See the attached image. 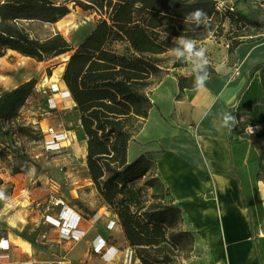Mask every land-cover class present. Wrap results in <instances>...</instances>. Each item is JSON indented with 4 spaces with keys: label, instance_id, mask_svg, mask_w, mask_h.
I'll return each instance as SVG.
<instances>
[{
    "label": "crops",
    "instance_id": "0c3cea01",
    "mask_svg": "<svg viewBox=\"0 0 264 264\" xmlns=\"http://www.w3.org/2000/svg\"><path fill=\"white\" fill-rule=\"evenodd\" d=\"M250 7L253 6L246 2L239 5L246 12ZM249 37L236 48L233 65L216 67V75L199 89L189 88L181 94L178 76L190 71L173 68L167 72L149 90L152 107L128 146L130 162L143 153L155 155L157 175L170 189V199L182 210L181 228L195 235L192 253L201 264H264V221L256 227L255 245L252 219L256 193L264 202V183L258 178L264 149V105L254 112L248 111L263 100L260 72L264 65V32ZM32 59L36 63L53 60ZM17 71L23 79L12 88L35 78L27 77L26 71ZM58 87L69 91L62 78ZM54 96L58 110L70 114L66 122L76 126L66 129L75 143L77 134L82 132L77 105L71 94L69 99L59 93ZM34 101L32 95L28 102ZM64 102H69L67 109ZM229 114L235 120L225 126L223 118ZM244 114L249 122L260 126L259 133L247 135L241 130ZM81 147L86 155L85 138ZM20 174L8 178L20 181ZM41 180L42 184L28 196L32 203L28 213L20 214L22 209H18L0 219V240L10 243L11 264H51L60 256H66L72 264H126L124 249L129 243L118 216L98 193L87 200L83 192L64 198L58 194L56 183L47 178ZM25 198L17 194L15 200L21 203ZM59 199L82 215L80 228L85 236L81 240L60 238L63 206L55 202ZM72 199L83 203H72ZM258 215L264 217V212H257ZM111 222H115L114 227L109 226ZM17 239L28 242L32 250H26ZM95 239L100 243L105 240L108 248H114L112 259L107 260L94 250Z\"/></svg>",
    "mask_w": 264,
    "mask_h": 264
},
{
    "label": "trees",
    "instance_id": "16d2710c",
    "mask_svg": "<svg viewBox=\"0 0 264 264\" xmlns=\"http://www.w3.org/2000/svg\"><path fill=\"white\" fill-rule=\"evenodd\" d=\"M76 3L85 10L92 5L106 8L88 36L75 48L68 38L56 31L41 38L32 34L26 22L55 24L70 12ZM237 0L220 14V22L227 18L232 24L244 27H264V8L250 7L246 12ZM216 0H3L0 2V58L11 49L21 55L46 61L71 53L65 62L62 79L77 105L83 138L86 139V163L89 177L98 194L116 213L130 246L143 264H173L177 253L192 250L195 235L181 228L182 210L169 202L146 204L129 187L146 177L153 153H143L128 161V146L148 117L152 102L149 90L163 77L162 57L176 46V38L186 36L203 40L214 30L217 14ZM203 9L210 18L205 28L185 22V16ZM244 39L234 36L228 53L234 57ZM126 43L123 51L115 44ZM187 64L178 63L177 66ZM209 77L216 69L209 64ZM52 74V71H49ZM260 76L263 100L249 107L254 112L264 105V65ZM38 80L32 78L0 95V123L14 121L28 99L34 94ZM181 94L195 88L189 75L178 76ZM247 122H241L240 125ZM239 125V126H240ZM238 126V127H239ZM78 135V134H77ZM17 155L23 157L18 151ZM154 155V154H153ZM155 156V155H154ZM264 149L260 155L263 161ZM25 157V156H24ZM264 164L259 170L264 182ZM161 180L157 175L153 178ZM160 184V191L164 186ZM153 186V185H152ZM167 191L171 194L170 189ZM131 194V195H129ZM166 193L159 192L163 199ZM168 194V193H167ZM253 238L259 222L252 212Z\"/></svg>",
    "mask_w": 264,
    "mask_h": 264
},
{
    "label": "rangeland",
    "instance_id": "374dc122",
    "mask_svg": "<svg viewBox=\"0 0 264 264\" xmlns=\"http://www.w3.org/2000/svg\"><path fill=\"white\" fill-rule=\"evenodd\" d=\"M79 1L86 2V0ZM236 1L216 0L217 14L214 16V30L205 39L194 40L198 46L204 47L207 50L209 64L214 68L220 67L222 64L228 67L229 65H233L234 57L228 53V44L232 37L240 36L244 40H249L250 35L264 32L263 29L258 27H244L242 24H232L227 18L220 22V14L225 12L228 7H234ZM246 3L255 8H260L261 6L264 8V0H247ZM220 5H223V8L218 10ZM98 6V4L92 5L90 9L85 10L73 2L70 4V14L55 25H50L49 23L45 25L39 22H26L25 25L30 29L32 34H36L41 38L48 36L52 30L60 31L67 38H70L69 41L73 46H76L92 31L95 22L107 14L106 8L99 9ZM76 28L77 30L74 31L73 29ZM200 30H202L201 27ZM115 46L118 51H123L126 43L119 42ZM172 49L162 55L164 58L163 73L159 74V76H164L167 72L172 71L173 68L181 71L191 70L189 64L175 67L179 62H176L172 56ZM14 54L15 52L8 50L3 56L12 63V67L8 70L1 71V76L10 81L14 78L21 81L23 76H18V71L15 66L17 60L14 59ZM66 60L64 56L43 63L36 60L38 62L36 63L38 71H36V74L26 75L27 77H35L38 80L33 94L36 101L33 103L27 101L13 123H0V190L3 191L6 197V199H0V219L7 218L8 215L18 209H22L20 214L28 213L32 206L28 196L32 191L34 192V188L42 184V178L50 179L56 183L58 185V194L64 198L69 196L72 198L71 196H74L73 194L76 192H83L87 195V200L98 193L93 181L89 177L86 155L84 154V149L81 147L83 133H78V141L75 143H73V139L72 143L67 142L66 147L56 149L54 152L47 151L45 148L43 129L46 130L50 126L60 130L64 129V127L65 129H76L75 124H71V121L69 124L66 122L70 118L67 110L50 111L47 106L48 98L57 93L55 92L54 85H60V79L62 78V76L57 78L55 74L57 71H62L63 75ZM50 70L52 71L51 75L49 74ZM10 89L12 87L0 89V95ZM64 106L67 109L69 102H64ZM63 112H65L64 115ZM62 122H64L63 125H61ZM241 130L244 129L241 128ZM15 150L22 154L23 157L17 155L14 152ZM151 156L155 158L153 154ZM262 163L264 164V156L263 161L260 160V164ZM17 173H21L19 177L20 181L8 178L11 174ZM154 176H157L155 161L152 162L150 172L146 177L131 184L129 187L130 191L134 192L135 195H139L142 200H145L146 204L164 201L169 202L170 193L167 191L166 186L160 180H150ZM262 176H264V172L261 173ZM258 178L260 179L259 174ZM160 184L164 186L163 192L166 193L163 195V199L158 195L159 192L160 194L163 193L160 191ZM15 192L26 197L25 200L21 203L16 201L17 194L14 195ZM255 199L252 202L255 206V217L259 223H262L264 217L257 216V212L259 214L264 212V202L260 200L257 193ZM70 201L72 203H83L80 199H72ZM22 221L24 222V219ZM192 252L194 253V246L192 250L185 249L177 253L173 258V264H201L197 261L198 256L196 255V259V256ZM191 257H193L192 261L189 260Z\"/></svg>",
    "mask_w": 264,
    "mask_h": 264
},
{
    "label": "built area",
    "instance_id": "2783aa9c",
    "mask_svg": "<svg viewBox=\"0 0 264 264\" xmlns=\"http://www.w3.org/2000/svg\"><path fill=\"white\" fill-rule=\"evenodd\" d=\"M55 86V85H54ZM56 87V86H55ZM55 92H59L62 97L67 98L70 93L67 90H60L59 87L55 88ZM47 106L50 111L58 110V104L55 96L48 98ZM241 122H247L243 124L244 133L247 135H252L260 130L258 124H254L248 121L246 114L241 117ZM253 131L250 132L249 130ZM65 128L60 130L53 126L48 127L46 130L43 129V134L45 138V148L47 151L54 152L56 149L66 147L67 142L72 143L73 135L69 133ZM57 204L62 205L60 211L61 218V230L60 238L64 241H79L85 236V231L80 228V223L82 222V215L76 211L73 207H67L64 201L57 200ZM115 222L109 224L110 227H114ZM94 250L96 252L102 253V255L107 259H112L115 255L114 248L109 247L105 240L100 243L97 239L94 240ZM10 243L7 239L0 240V264H11V254ZM124 261L126 264H143L136 256L135 250L128 245L124 249ZM51 264H72V262L66 258V256H60L57 260L51 262Z\"/></svg>",
    "mask_w": 264,
    "mask_h": 264
},
{
    "label": "clouds",
    "instance_id": "9594fccd",
    "mask_svg": "<svg viewBox=\"0 0 264 264\" xmlns=\"http://www.w3.org/2000/svg\"><path fill=\"white\" fill-rule=\"evenodd\" d=\"M223 5H220L219 9H222ZM185 22L196 27L203 26L207 28L210 25V18L203 9H195L189 12L185 18ZM172 56L176 62L182 64H189L191 70L188 73L193 78V86L197 89L203 87L209 78V59L207 56V50L204 47L198 46L193 39L180 36L176 38V46L171 50ZM233 116L225 115L223 118L224 125L228 126L230 122H234ZM250 132L253 130L250 129ZM0 199H6L2 190H0Z\"/></svg>",
    "mask_w": 264,
    "mask_h": 264
},
{
    "label": "bare ground",
    "instance_id": "6f19581e",
    "mask_svg": "<svg viewBox=\"0 0 264 264\" xmlns=\"http://www.w3.org/2000/svg\"><path fill=\"white\" fill-rule=\"evenodd\" d=\"M62 20H60V22ZM13 52H15V51H13ZM62 56H64V58L68 59L70 57V54L67 53V54H64ZM13 57H14V59L17 60V62L15 64L17 70L26 71L29 74H33V73H36V71H38L37 64L31 57L21 55L18 52H15ZM11 67H12V63L10 61L5 59L4 57L0 58V89H2V88L7 89V88H10V87H13L16 84V82L18 81V79H13L12 81H10V80H7V79H5V78H3L1 76L2 75L1 71L8 70ZM55 75H56L57 78H60L62 76V71H57ZM55 86H56L55 88H58L59 85L56 84ZM67 99H69V96L67 97ZM17 241L26 250H28V251L32 250L31 246H30V244L28 242H24V241H22L20 239H17Z\"/></svg>",
    "mask_w": 264,
    "mask_h": 264
}]
</instances>
